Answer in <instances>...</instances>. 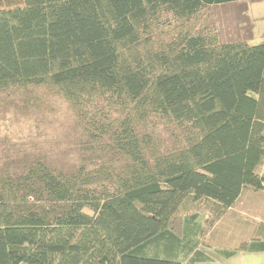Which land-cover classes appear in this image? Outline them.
Masks as SVG:
<instances>
[{
    "label": "trees",
    "instance_id": "trees-1",
    "mask_svg": "<svg viewBox=\"0 0 264 264\" xmlns=\"http://www.w3.org/2000/svg\"><path fill=\"white\" fill-rule=\"evenodd\" d=\"M255 1L0 0V101L60 96L99 151L73 170L0 167V264L209 261L203 236L245 188L264 191V40L250 45L248 15L232 42L202 20ZM258 234L215 253H264Z\"/></svg>",
    "mask_w": 264,
    "mask_h": 264
},
{
    "label": "rangeland",
    "instance_id": "rangeland-1",
    "mask_svg": "<svg viewBox=\"0 0 264 264\" xmlns=\"http://www.w3.org/2000/svg\"><path fill=\"white\" fill-rule=\"evenodd\" d=\"M244 10V5L239 4L211 7L205 11L202 21L218 33L222 42L247 40L252 33ZM249 16L255 25L250 45L256 46L264 40V1L250 4ZM38 99L42 102L37 106L34 98L27 99L22 94L8 97L4 104L0 101V167L16 169L27 160L36 158L65 170L92 163L99 151L96 146L88 144V137L67 102L55 95H43ZM145 131L153 140L166 146L173 141L170 126L162 120L151 121ZM259 172L264 174V162ZM196 206L202 214L208 203L204 201ZM233 212L236 220L247 225L250 241L258 238V233H261L259 237L264 236V191L245 188ZM230 220L229 217L227 221ZM236 220L234 231L237 238L244 223ZM224 231H217L220 239L227 234ZM225 244L222 240L219 243L220 246ZM246 261L247 264H264V255Z\"/></svg>",
    "mask_w": 264,
    "mask_h": 264
},
{
    "label": "crops",
    "instance_id": "crops-1",
    "mask_svg": "<svg viewBox=\"0 0 264 264\" xmlns=\"http://www.w3.org/2000/svg\"><path fill=\"white\" fill-rule=\"evenodd\" d=\"M261 1H264V0H261ZM261 1H255V2H261ZM255 2H249L248 3L247 15L251 21H253V20L249 16L250 4L255 3ZM254 28H255V25H254ZM254 31H255V29H254ZM233 209H234V207L229 209L226 212V214L208 231L205 240L202 238V241H203L202 246L204 247V249L206 251L205 256L202 259L205 260V258H207L206 260H209V261H201L200 263H197V264H247L246 260H248L249 258L256 257L257 255H261V256L264 255V253H253L252 254V253L241 252L234 257L226 258L222 255H219L217 252L215 253V251H217L219 249H221V250L237 249L241 244L250 242L251 234L249 233L247 225L244 223V221L242 222V220H240V219L236 220L233 217L234 216ZM229 217L231 218V220L227 221V219ZM225 219H226V221H225ZM234 219L237 222H242L245 224V225L244 224L241 225L243 227L240 228L241 231L239 232V235L237 238L235 237V231H234V222H235ZM224 230L227 232V234L226 235L223 234V238L220 239L217 231L222 232ZM224 239H228V240H224ZM221 240L223 242H226L227 244H230V245L225 244L224 246H220L219 243ZM174 249L177 250V252L175 253L174 256H173L172 252L168 253L167 250H162V252H160L157 256L161 259H171L174 261H178L181 264H188L187 250L185 249V251H181V249H176V248H174ZM148 255L154 256V253L149 252Z\"/></svg>",
    "mask_w": 264,
    "mask_h": 264
}]
</instances>
